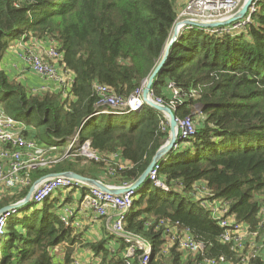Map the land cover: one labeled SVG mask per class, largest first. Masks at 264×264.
<instances>
[{
    "label": "trees",
    "instance_id": "16d2710c",
    "mask_svg": "<svg viewBox=\"0 0 264 264\" xmlns=\"http://www.w3.org/2000/svg\"><path fill=\"white\" fill-rule=\"evenodd\" d=\"M176 1L0 0L3 111L33 126L36 133L23 136L37 143L47 137L60 146L78 134L102 157L98 162L66 158L21 173L29 186L2 195L0 209L23 199L33 182L51 173L73 172L115 187L139 179L167 141L168 122L147 107L118 123L110 114L94 115L98 96L93 85L108 87L123 101L142 90L171 36ZM20 39L57 45L60 64L72 76L65 91H30L4 72L3 56ZM172 90L181 100L176 118L199 110L200 124L167 155L158 175L165 189L147 182L135 192L124 230L150 243V264H199L203 258L219 257L227 264H241L233 244L221 243L222 230L192 192L205 184L212 198L229 203L237 223L249 233L264 234V0L240 30L217 35L182 29L155 79L151 99L168 105ZM80 193L82 197L88 190ZM50 207L47 200L40 207L29 204L8 219L0 264H73L78 233ZM161 220L186 229L202 253L184 257L176 246L165 249L162 230L157 229ZM115 238L117 249L107 247V239L87 245L97 264H138L141 250L134 248L133 256L125 258L128 246ZM250 263L264 264V253L250 257Z\"/></svg>",
    "mask_w": 264,
    "mask_h": 264
},
{
    "label": "built area",
    "instance_id": "2783aa9c",
    "mask_svg": "<svg viewBox=\"0 0 264 264\" xmlns=\"http://www.w3.org/2000/svg\"><path fill=\"white\" fill-rule=\"evenodd\" d=\"M261 1L254 0L241 21L227 27L209 30V32L222 35L223 33L242 29L251 20V15L257 10L258 4ZM243 2L244 0H186L183 9L177 14L176 22L185 19L203 22L225 20L235 14L241 8ZM50 44L47 49L40 48L41 51L39 52L29 49L21 58L30 67L32 72L45 83H58L65 86L69 78L66 77L68 72L60 64L62 55L58 52V47L54 42ZM169 87L171 88L170 85ZM93 89L98 96L97 109L94 115H122L137 112L143 108V103L140 99L141 91L137 92L129 100L123 101L111 94L110 89L106 86L93 85ZM37 91H46V88L41 87ZM171 93L172 99L168 105H164L159 100H154V102L175 110L176 104L181 101L180 95L176 90H172ZM194 116L201 118V112L196 110L191 117L176 118L178 138L181 141L193 136L195 132ZM15 126V119L6 115L0 107V145L4 147L0 151V183L8 189H23L29 186L28 178L22 176L21 173H29L37 169L50 167L66 158L82 157L85 160L94 162L102 160V157L90 148L89 142L82 141L78 134L67 141L68 146L63 149V154L54 158H45L43 157L44 148L37 145L38 143L32 138H27L22 133L16 132ZM178 145L179 143L174 148ZM161 169L162 165H156L149 174L148 181L165 189L158 181ZM70 187L73 190L79 189V191L84 188L78 182L63 177L47 179L35 188L31 201L35 205H40L48 200L55 191ZM87 190L88 193L81 197L78 207L81 210L90 211L92 217L96 219L105 218L109 211H114L116 216L111 226V233L116 237L122 238L127 244L128 247H126L124 257L131 258L134 254V248H137L142 252L138 258V264H150L149 261L152 254L150 243L141 241L124 230L125 221L132 211L135 193L130 192L113 196L95 189ZM192 197L201 208L208 212L211 219L222 230L221 243H232L235 252L241 256L240 263L251 264L248 253H253V256L259 254L257 250H253L256 245H260L261 249L264 248V234L249 233L246 226L237 223L229 213V203L212 198V194L205 184L194 187ZM16 213H18V210L12 209L0 217V243L6 233L8 219ZM262 213L264 217V209ZM75 214L76 210H72L66 206L60 212L59 219L65 226L74 227V230H77V223L73 221ZM157 227V229L162 230L165 249L176 246L186 255L202 253L203 247L201 244L197 243L191 234L177 223L161 220L157 223ZM256 239L258 240L256 241ZM1 256L2 254L0 255V259ZM73 264L80 263L75 260ZM125 264H131V262L127 261ZM199 264H227V262L223 257L217 259L203 258Z\"/></svg>",
    "mask_w": 264,
    "mask_h": 264
},
{
    "label": "crops",
    "instance_id": "0c3cea01",
    "mask_svg": "<svg viewBox=\"0 0 264 264\" xmlns=\"http://www.w3.org/2000/svg\"><path fill=\"white\" fill-rule=\"evenodd\" d=\"M186 0H177L176 1V11L177 14L183 9ZM51 44L49 42H40L38 43L35 40L25 41L24 39H20L18 41L13 42L5 55L3 56L1 62V68L4 72L12 79L21 82L27 89L30 91H37L41 87H45L47 91L50 92H59L65 91L66 88L63 85L58 83H45L38 76H36L30 67L26 64V62L21 58L23 54L28 52V50L34 49H47ZM41 48V49H40ZM67 78H71V74H66ZM65 88V89H64ZM64 94V93H63ZM66 94V93H65ZM1 107V105H0ZM2 108V107H1ZM134 113V112H133ZM122 114V115H128ZM113 117L116 115H112ZM15 131L20 132L22 134L27 133L29 136H33L36 131L35 128L31 125H27L19 120H16ZM37 145L44 148L43 157L45 158H54L60 155V152L63 150L59 145H55L52 142L45 144L44 142H39ZM4 147L0 145V151ZM54 149V150H52ZM61 150V151H60ZM120 163V165H122ZM21 189H8L3 184L0 183V199L3 197L2 195H6L7 193H18ZM69 198L64 199V202L57 209L58 214L62 211L64 207L71 208L72 210H76L75 218L73 221L77 223V230L74 232L78 233V237L76 238V242L74 243V252H73V261L77 260L82 263H91L95 264L94 260L98 262V258L94 256L93 251L87 246L93 244L97 241L107 239V247H115V249L120 247V244L117 242L115 236H111V226L115 220V212L109 211L108 215L105 218H93L90 211L81 210L79 205V200L81 199V193L78 192H70ZM22 200V199H21ZM20 201V200H19ZM17 201V202H19ZM15 202V203H17ZM13 204V203H12ZM10 205V204H9ZM72 221V220H71ZM111 236V237H110ZM66 246V245H64ZM84 250V251H83ZM257 250L259 253H264V248L261 249L260 245H256L253 251ZM64 251V248H61V252ZM184 254V253H183ZM186 257V254H184ZM60 258H57V260ZM96 262V263H97Z\"/></svg>",
    "mask_w": 264,
    "mask_h": 264
},
{
    "label": "water",
    "instance_id": "95a60500",
    "mask_svg": "<svg viewBox=\"0 0 264 264\" xmlns=\"http://www.w3.org/2000/svg\"><path fill=\"white\" fill-rule=\"evenodd\" d=\"M253 1L254 0H244L241 8L235 14H233L232 16H230L229 18L225 20L203 22V21L185 19L179 22H175L172 28L169 41L164 49L163 55L160 61L158 62L157 66L155 67V69L146 79L143 85V88L140 92V99L143 103V107L152 109L156 113L162 115L168 121L169 135H168V139L165 142V144L156 152L149 166L147 167V169L144 171V173L139 177L137 181H135L134 183L126 187H123V186L114 187V186H109L107 184H104L98 180H93V179L82 177L73 172L47 174V175L40 177L39 179H37L35 182L32 183V185L28 189L26 196L22 200H20L17 203H13V204H10V205H7L1 208L0 217L12 209L20 211L23 207L29 204L33 205L31 201L33 191L41 182L47 179H51V178L63 177L66 179H71V180H74L75 182H78L82 187L86 189H95V190H98V191H101L103 193L110 194L113 196H118L121 194L130 193V192L135 193L144 183L149 182L148 181L149 174L153 171L154 167L156 165H163L170 151L174 149L176 144L182 142L178 138L175 110H171L170 108L164 105H158L151 99V91L155 84V79L157 75L160 73L163 66L165 65L166 60L169 56V53L172 50L173 43L177 40L179 32L186 27L199 28V29H204V30H212V29H219V28L233 25L241 21L245 17Z\"/></svg>",
    "mask_w": 264,
    "mask_h": 264
},
{
    "label": "rangeland",
    "instance_id": "374dc122",
    "mask_svg": "<svg viewBox=\"0 0 264 264\" xmlns=\"http://www.w3.org/2000/svg\"><path fill=\"white\" fill-rule=\"evenodd\" d=\"M35 51H38L39 49H34ZM65 96V93L63 94V97ZM127 115H116V116H114L113 117V121L115 122V123H118V122H120L121 120H124V118L126 117ZM99 122L100 123H103L102 122V118L101 117H99ZM194 120H195V125H197V124H200V120H201V118H199V117H197V116H194ZM113 125H116V124H113ZM85 134H86V132H85ZM42 142H44L45 144H48V143H51V140L49 139V138H47V137H43L42 138ZM68 146V144L67 143H64V144H61L60 145V148H62V149H65L66 147ZM62 154V153H61ZM109 186H111V185H109ZM115 187V186H114ZM73 191H75V192H79V189H72L71 187L70 188H66V189H62V190H57V191H55L51 196H50V198L47 200V204L48 205H51V207H50V212H54V211H56L57 209H59L60 208V206L62 205V203L64 202V199H66V198H68L70 195H69V193L70 192H73ZM33 205H35V204H33ZM41 205V204H40ZM40 205H37V207L39 206L40 207ZM264 221V220H263ZM5 245H6V242L5 241H3V239L1 240V243H0V255L2 254V251L4 250V248H5ZM84 251V250H83ZM248 255L250 256V257H252L253 256V253H248ZM97 259V258H96ZM79 262V261H78ZM94 262H95V264H97L98 262H97V260L95 261L94 260ZM97 262V263H96ZM80 263V262H79ZM91 263H93V262H91ZM91 263H89V264H91ZM82 264H87V263H82Z\"/></svg>",
    "mask_w": 264,
    "mask_h": 264
}]
</instances>
